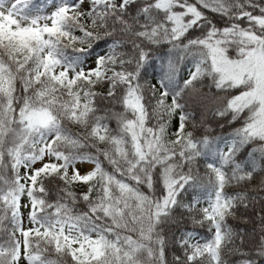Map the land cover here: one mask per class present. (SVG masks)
I'll return each mask as SVG.
<instances>
[{
	"label": "snow or ice",
	"instance_id": "1",
	"mask_svg": "<svg viewBox=\"0 0 264 264\" xmlns=\"http://www.w3.org/2000/svg\"><path fill=\"white\" fill-rule=\"evenodd\" d=\"M97 42L106 50L86 66ZM165 44L160 78L141 83L150 50ZM219 92L211 118L232 132L197 136L210 127L197 104L207 111ZM85 161L94 167L81 172ZM201 164L205 207L183 203ZM179 209L211 238H174L169 261L162 225ZM238 214L254 224L251 241L228 223ZM0 232V264H231L238 235L264 256V0H60L47 14L33 0H0ZM250 253L235 264H255Z\"/></svg>",
	"mask_w": 264,
	"mask_h": 264
},
{
	"label": "trees",
	"instance_id": "2",
	"mask_svg": "<svg viewBox=\"0 0 264 264\" xmlns=\"http://www.w3.org/2000/svg\"><path fill=\"white\" fill-rule=\"evenodd\" d=\"M33 2L40 9V11L42 13L47 14L49 11L54 10L55 5L59 4L60 0H33ZM50 4L52 6H50ZM213 16H214V14H209L210 19ZM217 22L219 23V26H223V23H224L223 20L217 19ZM74 35H80V33L77 31L74 33ZM75 47L79 48V47H82V45L77 43L75 45ZM170 47H171L170 45L165 44L163 46H156L150 50L151 51V59L145 65L146 71H144L142 73L144 80H142L141 83H145V82L155 83L156 80H158L160 78L164 63L167 62V60L169 59V57L171 55V53L169 52ZM104 49H106V44L103 42H97V45H93V47L91 49H89L88 54L85 56L90 57L94 61L95 57L99 55L98 52L100 50H104ZM120 50L121 51H127V49H123V48ZM68 54L69 55L72 54V48L68 49ZM180 66L183 70L182 75L184 73H187L193 67L192 58L188 57L187 60H181ZM204 79H208V78L205 77ZM210 87H211V85L209 84L203 88V91L205 93H207L209 96L211 95V92L209 91ZM92 90L95 92L104 94L107 91V85L104 84V85L95 86L92 88ZM224 95L225 94L223 92H219V93H217L216 98H212V99L208 100L206 102L207 111H205L204 105L197 104V108L199 109L196 113L197 123H199L202 112L207 116L209 123H210L208 133H204V130L201 128V129L197 130V132H196L197 136H202L203 134H208L210 136H216L219 138L221 136L229 135L232 132V128H230V126L228 124L224 123L223 121L220 122L221 124H217L211 118L212 110H214L216 107H218L220 105V103H221L220 98H222ZM108 107H112V106L108 105ZM113 110L116 112H122L123 108L121 105H115ZM98 114H103V112L98 113ZM129 116H130V114H129ZM152 123H155V121H152ZM221 125H223V127ZM67 126L74 132L80 131V129L76 128L74 125H72L70 123ZM111 126L113 128L116 127V121L114 119L111 121ZM234 126H239V125H234ZM175 127H176V123L174 120L171 127H170V130L174 131ZM188 130H191V125L188 126ZM101 147H103V145H101ZM253 150L257 151V154L259 155V146L257 144H252L248 148L249 152H251ZM242 151H244V150L242 149ZM101 159H103V158H101ZM104 167L107 170L111 171V166L108 165L107 161H104ZM21 172L23 173L22 169H21ZM200 174H201V178H202L201 183L196 187H188V190L183 193V203H187L190 199L194 198L195 200H198L200 202L197 205V207L207 206V201L209 198V189L206 187V184H207L208 178H207V176L204 175V165L203 164L200 165ZM45 185H46V187L49 188V191H50V196H49L50 201L55 200V198H56L55 197V185L49 184L47 180H45ZM254 186H255L254 184L249 185V187H254ZM72 190L75 191L77 193V195H79L80 193L87 190V186L82 185V184H75L73 186ZM22 199L27 200L26 197L22 198ZM78 207L83 208L84 207L83 203L80 202L78 204ZM241 211H244V210L241 209ZM248 211H249V215H251V210H248ZM192 215H193V213H190V212L185 211L183 209H179V210H177V212L175 214L174 220L168 222L165 225H162L163 233L165 234V237L168 241V247H169L168 259H169V261H171L172 255H173L172 241L174 238L176 240H179L186 233H191L196 238V240L200 241L201 243L211 238V233L208 230L207 224H204L203 226L200 224H194L192 222V219H191ZM196 218L199 219L200 218L199 215H197ZM245 219H246L245 216H241L238 214L235 219H233L232 217H229L228 223L232 226L233 230L237 233H242V232L249 233L248 241H251L252 239H254V237L252 236L254 224L253 223H245L244 222ZM2 227L6 228L8 231H11V225L8 222H4ZM4 236H5V233L0 232V238H3ZM17 236H19V233H17ZM240 244H241V236L238 235L235 238L234 245L236 248L239 249V252H249V250H251L250 255L255 260V264H264V256H258L255 248H253L251 243H248V246L244 247V248H240ZM177 247H178V245H177ZM239 252H237L236 255H233V254L229 253L228 249H225V254H226L225 258L228 261H230L231 264H235V261L239 256ZM176 254L182 255L183 252H182V250H180ZM48 258L52 259V260L57 259V257L52 253L48 254ZM67 260L70 264L71 258L68 257Z\"/></svg>",
	"mask_w": 264,
	"mask_h": 264
},
{
	"label": "rangeland",
	"instance_id": "3",
	"mask_svg": "<svg viewBox=\"0 0 264 264\" xmlns=\"http://www.w3.org/2000/svg\"><path fill=\"white\" fill-rule=\"evenodd\" d=\"M50 6H52V5L50 4ZM105 50H106V49H104V50H100V51L98 52V54H99V55H102V54L104 53ZM83 59L85 60V64H86V66L92 64V62H93V60H92L90 57H88V56H84ZM39 164H40V163L36 164V166L39 167V166H40ZM78 167H80L81 172H84V171H86V170H90L92 167H94V165H93L91 162H86V161H85V162H82V163L78 164ZM22 171H24V169H22ZM26 203H27V200L22 199V204H26ZM21 213H22V215H23V217H24L23 225H24V227H28V226H29L28 219H27L28 209L22 207V208H21ZM194 238H195V237H194ZM195 239H196V238H195ZM25 264H26V262H25Z\"/></svg>",
	"mask_w": 264,
	"mask_h": 264
},
{
	"label": "built area",
	"instance_id": "4",
	"mask_svg": "<svg viewBox=\"0 0 264 264\" xmlns=\"http://www.w3.org/2000/svg\"><path fill=\"white\" fill-rule=\"evenodd\" d=\"M39 162H37V164H38ZM40 165V164H39Z\"/></svg>",
	"mask_w": 264,
	"mask_h": 264
}]
</instances>
